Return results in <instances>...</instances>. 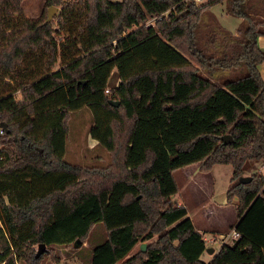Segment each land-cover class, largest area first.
I'll return each mask as SVG.
<instances>
[{
	"label": "trees",
	"instance_id": "trees-1",
	"mask_svg": "<svg viewBox=\"0 0 264 264\" xmlns=\"http://www.w3.org/2000/svg\"><path fill=\"white\" fill-rule=\"evenodd\" d=\"M27 1L0 0V264H41L36 247L84 244L98 224L106 239L90 264H264V14L247 0H44L59 9L47 23L26 16ZM229 1L239 37L204 26ZM83 109L104 169L65 160ZM198 163L231 166L238 201L240 238L209 263L190 209L171 200L176 171Z\"/></svg>",
	"mask_w": 264,
	"mask_h": 264
},
{
	"label": "rangeland",
	"instance_id": "rangeland-1",
	"mask_svg": "<svg viewBox=\"0 0 264 264\" xmlns=\"http://www.w3.org/2000/svg\"><path fill=\"white\" fill-rule=\"evenodd\" d=\"M112 1H121V0H112ZM230 6V1L225 3L224 6H219L218 11L223 9L224 7ZM226 9V8H225ZM25 14L28 18L37 20L42 16V13L45 12L46 16L48 15L49 9L45 8L44 0H31L27 1L24 4ZM228 13V11H227ZM57 14V13H56ZM55 14V15H56ZM54 15V16H55ZM228 15H230L228 13ZM232 16V15H230ZM234 20H237L233 16ZM211 21V20H210ZM151 22V21H150ZM149 22V23H150ZM214 25V22H210ZM235 24L232 22V26ZM206 26V25H204ZM204 26L202 30H200L202 36L205 34ZM234 35V33L232 34ZM204 41L202 42L203 45ZM197 65V64H196ZM260 68V67H259ZM200 71L205 75H208L209 72L200 68ZM219 72V71H218ZM215 72L214 76H209L215 83L220 86H223V81L218 77L220 73ZM262 74V73H261ZM234 76L233 73L227 74L226 78H231ZM117 71H114L109 80V87L114 88L117 87L119 83ZM223 80L225 78L222 77ZM19 96V95H17ZM94 123V114L90 109H83L81 111L75 112L72 114L69 125H70V134L69 138L66 142V154L65 160L72 165L82 167V168H99L104 169L108 167L111 163V158L109 157L108 152L102 149L97 141H95L89 134L90 128ZM264 165V161L259 162L255 169V174H259L261 167ZM180 171H198L203 179H206L209 182V189L214 191V198L210 203H212V209L215 210L218 214H220V206L225 205L227 202V196L225 194L226 190L232 186V177H233V168L229 165H218L216 166L212 172L210 173H202L200 172V163L193 164L189 167L182 168L178 170L177 173L180 183L182 185L183 192L180 194L172 196V201H180L185 204L190 205V207H194L193 203L190 199L187 198L186 190H184V183L181 179ZM250 174H247L249 176ZM244 176V177H247ZM235 201V200H234ZM234 201L229 203L228 211L230 214L227 216V219L230 223H234L236 221V206ZM191 202V203H190ZM205 202V201H204ZM189 207V209H190ZM217 222V221H216ZM1 224V222H0ZM221 226V225H218ZM226 226V225H225ZM220 228V227H219ZM222 228V227H221ZM222 230V229H221ZM225 230V229H223ZM232 229L223 231V233H230ZM205 237L207 239V245L210 249H215L218 251L221 247V240H218L217 243L212 242L213 235L211 232H206ZM106 239V231L102 224H98L92 230L89 239L80 247L75 248L74 246H52L54 249V254L48 255L45 253L42 255L41 264H90L92 259L93 250L102 244ZM49 248L47 247V250ZM36 253L39 250V247L35 248ZM139 250V246H137L131 253V255ZM49 251V250H48ZM208 253L204 255L205 260L210 259Z\"/></svg>",
	"mask_w": 264,
	"mask_h": 264
},
{
	"label": "crops",
	"instance_id": "crops-1",
	"mask_svg": "<svg viewBox=\"0 0 264 264\" xmlns=\"http://www.w3.org/2000/svg\"><path fill=\"white\" fill-rule=\"evenodd\" d=\"M247 1H248V5H249L248 8L251 10L252 15L264 14V0H247ZM224 4L225 3L213 6L208 11V14L206 15V19H205L206 20L205 25L209 21L208 25L210 24V26H212L210 22H214L215 25L218 24L219 29L221 31H225V32H228L230 34L234 33L233 36L239 37L240 36L239 31L242 28V26L244 25V20L242 18H237V17H235V18H237V20H234L233 16L228 15L227 7H224L223 9H220L219 11H218V9H216L219 6H224ZM232 22L235 24L234 26H232ZM203 25H204V22H203ZM258 44H259V47L261 48V50L264 52V36H260L258 38ZM259 67H260V71L262 73V77L264 80V63L261 64ZM201 164L202 163H200V167H201ZM180 172H181V175H180L181 179L184 183L183 187H184V190H186V194H187L186 199L187 200L190 199L191 202L193 203L194 207H190V205L185 204V203L180 202V201H172V202H175L178 205H185L188 208L190 207L189 217L195 223L198 230L204 235V239L206 240V242H207V239L205 237V233L211 232L213 235V239L211 240V243H212V241H215V240H216V242H214V243H217V241L220 240V237L222 235L227 234V233H223V231L228 230L229 227H230V229H232V227L238 222L237 215H236V221L234 223H230L228 221L227 216L230 214V212L228 211V207H227V206H229L228 200L225 203V205L220 206V210H221L220 214H218L215 210L212 209V203H210V202L214 198V191L209 189V187H210L209 182H207L206 179H203L201 177V175L198 173V171H180ZM200 172H202L201 168H200ZM177 173H179V172L176 171L175 177H176V180L180 186V192H183L182 185L180 183V179H179ZM202 173H207V172H202ZM208 173H210V172H208ZM232 184H233V182H232ZM229 189H227L225 192L226 196H227ZM180 192L178 194H180ZM234 203H235V206L237 208L238 201L235 200ZM236 212H237V209H236ZM218 225H221V226H218ZM223 229H225V230H223ZM221 244H222L221 245V247H222L223 243L221 242ZM214 251H215V253L213 255H210V256H212V257H210V259L205 260V258L203 257V260L205 262H208V263L211 262V260L214 258V256L216 255V253L219 250L216 251L214 249Z\"/></svg>",
	"mask_w": 264,
	"mask_h": 264
},
{
	"label": "water",
	"instance_id": "water-1",
	"mask_svg": "<svg viewBox=\"0 0 264 264\" xmlns=\"http://www.w3.org/2000/svg\"><path fill=\"white\" fill-rule=\"evenodd\" d=\"M58 8L56 7H51L49 9V12H48V20H47V23H50L52 20H53V17L54 15L58 12ZM115 106H119V103H115ZM2 128H6V125H3L1 126ZM222 142L225 144V145H228V144H231L233 142L232 138L229 136V135H226L224 137H222ZM252 178L251 177H241L239 179V181L241 183H246L248 181H250ZM83 245V242L78 240L76 241V243H74V247L75 248H80L81 246ZM146 247L147 245L144 243L141 245V250L142 251H145L146 250ZM48 250H47V246L45 244H41L39 246V250L37 251V254H36V258L39 259L42 257V255H44L45 253H47ZM207 253L209 255H213L215 253L214 249H208Z\"/></svg>",
	"mask_w": 264,
	"mask_h": 264
},
{
	"label": "built area",
	"instance_id": "built-area-1",
	"mask_svg": "<svg viewBox=\"0 0 264 264\" xmlns=\"http://www.w3.org/2000/svg\"><path fill=\"white\" fill-rule=\"evenodd\" d=\"M197 3H202L204 0H195ZM156 22V20H152L148 25H153ZM0 135H4V128L0 127ZM259 174L264 175V165L261 167ZM240 238V233L233 229L230 233H227L225 235H222L220 237V240L222 241L223 244L231 241H236ZM212 242H216L212 241Z\"/></svg>",
	"mask_w": 264,
	"mask_h": 264
}]
</instances>
